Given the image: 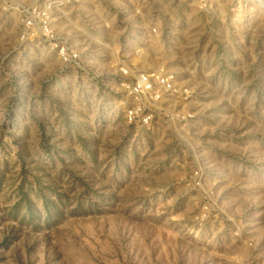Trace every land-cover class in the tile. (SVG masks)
I'll return each mask as SVG.
<instances>
[{
	"label": "rangeland",
	"instance_id": "rangeland-1",
	"mask_svg": "<svg viewBox=\"0 0 264 264\" xmlns=\"http://www.w3.org/2000/svg\"><path fill=\"white\" fill-rule=\"evenodd\" d=\"M43 1L0 0V264H264V1L53 0L69 66ZM162 68L191 100L128 124Z\"/></svg>",
	"mask_w": 264,
	"mask_h": 264
},
{
	"label": "built area",
	"instance_id": "built-area-1",
	"mask_svg": "<svg viewBox=\"0 0 264 264\" xmlns=\"http://www.w3.org/2000/svg\"><path fill=\"white\" fill-rule=\"evenodd\" d=\"M79 2L80 0H71ZM204 1V0H200ZM233 4L231 10L236 9L241 3H250L253 7L263 2L264 0H230ZM69 2V0H66ZM53 0H44L41 6H32L28 9L27 16L23 21L24 35L29 33L34 34V29L37 28L41 36L54 50L63 64L69 66L71 64L78 65L80 61L77 51L68 45L61 38L56 37V32L52 25L51 12ZM123 75H126L125 70H120ZM122 87L132 99V106L126 111V120L128 124L140 123L142 126H149L151 115L154 112H165L163 108H152L153 104L161 102L165 97H181L184 102L191 100L192 92L189 88H177L175 78L172 74H168L163 68L139 73L135 76V81L132 83L123 82ZM143 100L145 103H143ZM180 117V116H179ZM193 116H187L191 119ZM182 120L183 117H180ZM197 175V173L195 174Z\"/></svg>",
	"mask_w": 264,
	"mask_h": 264
},
{
	"label": "crops",
	"instance_id": "crops-1",
	"mask_svg": "<svg viewBox=\"0 0 264 264\" xmlns=\"http://www.w3.org/2000/svg\"><path fill=\"white\" fill-rule=\"evenodd\" d=\"M193 101H191V102H189V103H187L186 104V106H187V110H189V111H191L190 109H189V106L193 109V106H191ZM194 103V102H193ZM191 104V105H190ZM173 106H174V104H173ZM173 106L171 107V106H169V105H166V102H164V101H162V102H159L158 103V106L157 107H160V108H162L163 107V109H168V110H171V109H173ZM171 107V108H170ZM204 109V108H203ZM200 111H202V110H198V111H195L196 113H199ZM194 112V113H195ZM195 113V114H196ZM161 126H163V125H161ZM167 126V125H166ZM171 126H174V125H171ZM179 126V125H178ZM184 126V125H183Z\"/></svg>",
	"mask_w": 264,
	"mask_h": 264
}]
</instances>
